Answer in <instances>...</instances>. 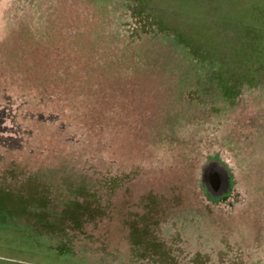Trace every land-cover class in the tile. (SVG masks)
Listing matches in <instances>:
<instances>
[{
  "label": "rangeland",
  "instance_id": "1",
  "mask_svg": "<svg viewBox=\"0 0 264 264\" xmlns=\"http://www.w3.org/2000/svg\"><path fill=\"white\" fill-rule=\"evenodd\" d=\"M0 264H264V0H0Z\"/></svg>",
  "mask_w": 264,
  "mask_h": 264
}]
</instances>
